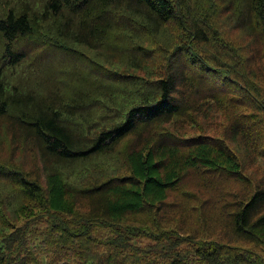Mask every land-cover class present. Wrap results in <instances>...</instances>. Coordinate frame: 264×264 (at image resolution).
Here are the masks:
<instances>
[{
  "label": "trees",
  "instance_id": "1",
  "mask_svg": "<svg viewBox=\"0 0 264 264\" xmlns=\"http://www.w3.org/2000/svg\"><path fill=\"white\" fill-rule=\"evenodd\" d=\"M219 1L234 26L250 38L263 35L264 0ZM219 1L0 0V120L12 145L31 148L37 163L25 169L0 158V235L7 224L21 234L27 221L44 220V231L32 238L39 244L54 232L86 264H262L232 250L242 241L264 245V175L253 181L244 171L247 152L264 157L256 143L264 113L257 106L251 112L243 98L240 111L232 97L222 101L206 68L226 56L246 76H256L249 68L264 69L228 57L226 45L212 47L207 15L222 20ZM40 43L77 56L63 77L41 75L36 81L50 84L27 90L19 83L28 80L22 65ZM200 45L216 51L211 62L197 57ZM153 50L175 56L162 75L152 70ZM82 59L90 66L79 67ZM213 111L227 121L222 137L187 135ZM188 171L200 184L170 202ZM211 191L214 198L191 212L188 200ZM51 207L61 213L54 223L40 209ZM215 222L226 226L217 235L222 241L207 229ZM154 225L171 231L169 245L141 244L143 236L155 238ZM16 259L0 249V264H25L24 256Z\"/></svg>",
  "mask_w": 264,
  "mask_h": 264
},
{
  "label": "rangeland",
  "instance_id": "2",
  "mask_svg": "<svg viewBox=\"0 0 264 264\" xmlns=\"http://www.w3.org/2000/svg\"><path fill=\"white\" fill-rule=\"evenodd\" d=\"M214 5L217 6L219 5V3L216 2L214 3ZM223 7V4L220 2L218 11L221 15L222 20L219 21V23H216L214 19L212 21L207 15L209 24L215 29V35L211 36L210 41L211 43H215L212 47L221 48V46L226 45L229 48L226 53L228 57L240 56L241 61H243V59L246 60L248 58H252V60L249 59V64L252 66V69L254 71L263 70L264 33L263 35L259 33L256 38H250L245 32V30H242L240 28L238 29L236 26H234V24L232 23L233 20H230V18H228L229 12L226 11L225 7ZM197 48L199 50L201 49L200 53L197 52V57L199 59H202L201 57H204L203 59H205L206 57L208 62H211L210 55H214L216 53V51H214V48L209 49L210 47H206V45H200L197 46L196 49ZM55 49L56 48L54 46L48 45L47 43H40L38 47L32 50L29 60L24 65H22L23 73L25 74L24 79L28 78L27 81L22 79L19 81V83L22 84L24 88H26L27 90H43V88H46L48 84H50L47 78H50V80L54 82V79H59L60 77H63L65 75V71L67 70L66 67L68 66L66 65V63L70 59L75 58L77 55L72 52L66 53L61 50L60 52L58 51V49H56L57 51H55ZM155 51L157 50H153L152 52ZM87 54L89 53L86 52V55ZM173 55L175 54L173 53ZM174 57L175 56L170 55V53L166 54L159 53V51L155 52L153 56L154 62L151 66L152 70L156 73H159L156 75H162L165 70L167 71L166 65L168 63H172V59H175ZM87 58L88 55L85 59L87 60ZM222 58V62H211L213 64V67L210 69L206 68L207 72L205 71L206 76L213 81V84L216 85L219 92H221L220 98L222 99V101H226V99L232 97L233 101L236 100L235 102L232 101L234 109L240 111L243 107L246 106L240 105L238 102L239 98H243L244 100L240 101L248 103L247 105L249 106V110H251V112L257 106V112L263 114L264 111L262 107L258 104H262V102L264 103V75L260 73L255 74L249 68L250 71L247 70V72L249 74H251L252 72L256 76H246L244 74V67H242L243 70L240 67L235 68V66L231 62L232 59H227L226 56ZM79 64V67L90 66V62L85 61L84 59H82ZM198 67L199 64L198 66L196 65V70L198 69ZM199 69L200 73L204 72L202 68L199 67ZM18 70H20V68ZM227 71L231 72L230 75L227 74ZM48 73H51L49 77H41L42 80L36 81L38 77H40L41 75H47ZM232 74H235V77H232ZM241 79H243L245 83H243ZM243 86L246 87V89L242 88ZM224 95L225 97H223ZM252 97H254V99ZM206 107L207 105L203 106V108ZM185 121L186 120H184L183 122L185 123ZM198 122L200 123L201 128H189L187 130V135H209L222 137V131L227 124V121L224 119V116L220 111H213L209 120L202 121L198 119ZM4 123L7 122L0 120V139H6L5 141H3V144L0 142V158L5 161H9L10 159L20 161L23 163L22 168L31 169L33 165L37 164L33 163L36 157L31 154V148L26 147L23 143H16V146H13L11 143V133L7 131V125H5ZM259 129L261 130L259 131L261 140L257 139L256 143L259 145V147L261 145H263L264 147V120L261 125H259ZM183 138L187 137L184 136ZM252 154L254 155V153ZM246 156V169H244V171L247 175H249L247 177L252 178L253 181H256L260 176L264 175V157L258 158V160H253L250 158L248 152ZM203 165L209 166V164L207 163H204ZM183 171L184 169H182V172ZM200 179L202 180V178L197 175V173H195L194 171H188V174L183 178L180 183V186H182L183 188L179 187L177 189V193L173 196L172 192L171 194H169L167 199L172 202L173 199L178 198L181 195V192L193 191L192 189L196 190V187L200 184ZM231 182L233 184L232 179L230 180V183ZM230 183L224 184L223 181L220 186L222 187L224 185L225 187H231L232 184ZM215 194V191L207 192L204 195L202 194V192L200 193V195L196 194V196H198L196 199L199 200H196L195 202H193V200H188V206L190 207L189 209L193 210L191 212H197L195 211L196 208L194 207H198L200 205L201 200H204L206 198H214ZM56 204L58 205V202H56ZM36 208L39 209L38 207ZM69 208L71 209V207ZM40 209L44 214L50 215L51 219L53 220V223L55 222V218L57 217V215L61 214L58 211H51L55 210V207H51L50 210H48V208ZM62 210L65 209L62 208L61 211ZM78 212L85 213L86 208H80ZM28 216L29 218H32L34 216V213L28 214ZM192 218L195 219V217ZM77 219H79V217H77ZM20 220H13L12 223H14V225H17L19 223L21 224L23 218H21ZM145 220L146 219H144V223ZM75 223L78 226L83 224V222L77 220H75ZM26 224L27 227L21 232V234L16 232H10L9 229L10 227H12V224H7L8 227L4 226L5 230L3 232L4 234L6 232V236H3V234L0 235V249H3L5 252H8L12 260H17L16 258H18L19 256H24L25 264H86V262L84 263L78 258L76 252H74L73 254L69 253L67 250V245L66 248H63V244L59 242L60 240H58V237L54 235V232L53 234H51L52 240H46L44 242L41 241L39 244L36 240L32 238L31 235H37L39 233L41 234V231H44V227L46 226L44 220L27 221ZM192 225L194 224L191 223V227ZM214 225L215 228H213V230L209 228L207 229L212 232L214 236H216L215 238L219 236L218 234L222 235L226 233V226L219 224L218 222H215ZM142 227H144V225ZM198 228L200 227L194 226L193 230H197ZM28 230H30L29 233ZM164 230L165 232H163ZM152 232L155 235V238L143 236L140 240L142 241V245L154 244L156 243L155 241H157L161 246L170 244V230L167 231V229L163 228V226L157 227L156 225H154L152 226ZM159 233L167 234L159 235ZM219 239L221 240V238ZM236 246L240 248L236 249L235 251L232 250L233 252H235V254L238 255L239 253H241L239 255H243V257L246 258L249 257V254L251 253L253 259L255 256H259L260 262L264 264V245L257 244V246H254L253 243H247L242 241L238 242ZM242 249H246V251H243Z\"/></svg>",
  "mask_w": 264,
  "mask_h": 264
}]
</instances>
